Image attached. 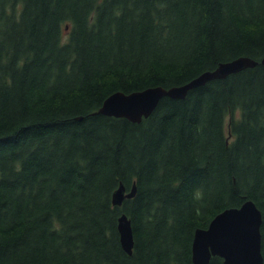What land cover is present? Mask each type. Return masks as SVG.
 Returning a JSON list of instances; mask_svg holds the SVG:
<instances>
[{"label":"trees","instance_id":"obj_1","mask_svg":"<svg viewBox=\"0 0 264 264\" xmlns=\"http://www.w3.org/2000/svg\"><path fill=\"white\" fill-rule=\"evenodd\" d=\"M239 56L141 122L98 112ZM263 56L264 0H0V264H193L196 228L247 199L264 255Z\"/></svg>","mask_w":264,"mask_h":264},{"label":"water","instance_id":"obj_2","mask_svg":"<svg viewBox=\"0 0 264 264\" xmlns=\"http://www.w3.org/2000/svg\"><path fill=\"white\" fill-rule=\"evenodd\" d=\"M261 61L264 63V56ZM257 63L249 56H239L221 62L216 68L205 70L180 85L169 88L155 85L131 92L117 90L104 99L98 112L141 122L143 117L152 114L162 97L184 98L191 88ZM136 193V181L129 190L121 181L113 192V203L121 205L126 197ZM262 222L263 213L252 199H247L239 206L223 209L211 219L207 227L196 228L192 240L193 264H210L215 255L222 257L224 264H264ZM118 230L123 248L131 254L135 243L134 230L132 220L125 212L118 217Z\"/></svg>","mask_w":264,"mask_h":264}]
</instances>
